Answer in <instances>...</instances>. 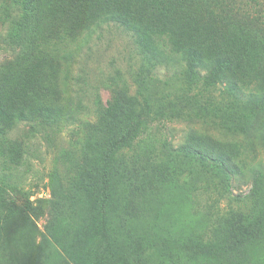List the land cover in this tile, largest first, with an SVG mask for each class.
I'll list each match as a JSON object with an SVG mask.
<instances>
[{
  "label": "rangeland",
  "instance_id": "rangeland-1",
  "mask_svg": "<svg viewBox=\"0 0 264 264\" xmlns=\"http://www.w3.org/2000/svg\"><path fill=\"white\" fill-rule=\"evenodd\" d=\"M239 1V11L246 16L244 27L256 32V38L237 29L234 35L244 39L250 59L260 63L264 61V0ZM21 13L14 0H0L2 85L30 60V43L37 35V14ZM60 49L55 83L59 93L44 113L56 123L42 124L40 117L36 120L41 124L23 119L8 138L0 140V264H77L75 253L88 245L94 230L82 198L87 197L85 191L68 184V174L75 173L67 163L89 160L90 148L83 142L106 141L96 129L123 142L131 125L140 120H146L147 133L135 139L129 153L119 154L111 180L118 206L111 213L122 231L133 233V246L113 250L107 233L99 231L88 258H77L80 263L130 264L141 255L146 264H167L165 254L171 252L179 254L174 255V264H225V258L235 264H264V194L256 207L240 200L253 188L252 175L264 166V107L254 104L253 113V104L236 106L235 98L226 93H211L197 84L190 89L191 80L171 62L152 68L149 51L114 22L99 24ZM112 88L118 97L116 115L106 112ZM128 90L130 95L143 92L149 102L145 105L140 98V103H129ZM198 131L229 141L260 134L252 172L244 175L229 169L227 178L217 166L183 161L178 150L196 140ZM149 134L157 140L154 146ZM213 153L207 150L208 155ZM148 156L166 169L154 181ZM60 188L78 199L66 202ZM28 197L31 208L26 205ZM38 199L48 202L40 204ZM64 218L69 219L65 227Z\"/></svg>",
  "mask_w": 264,
  "mask_h": 264
},
{
  "label": "trees",
  "instance_id": "trees-1",
  "mask_svg": "<svg viewBox=\"0 0 264 264\" xmlns=\"http://www.w3.org/2000/svg\"><path fill=\"white\" fill-rule=\"evenodd\" d=\"M14 1L17 9L22 11L21 14L36 13L39 26L35 39L30 43L28 52L30 60L20 66L13 75L7 77L10 82L0 84L2 97L0 140L8 138L9 131L23 119H28L30 123H39L41 121L36 119L40 117L44 121L42 124L52 126L56 123L44 113H48L50 101L59 93L55 83L58 75L56 63L58 65L61 58L60 48L76 41L95 26L109 22H114L130 31L146 52L149 51L150 56L147 60L152 68H157L158 63L166 62L177 66L181 74L191 80L190 89L197 84L196 86H201V89L211 93L215 91L226 93L225 95L235 98L236 106L241 102L253 104V113L256 108L254 104L260 103L259 106L264 107V61L255 63L256 61L250 59L248 48L244 47L246 45L244 39H237L234 35V30L237 29L241 30L243 36L256 38V32L252 33L244 27L246 16L239 11L242 9L239 0ZM260 25H263L262 21ZM165 58L166 61L163 60ZM114 88H112L113 98L106 108V112L111 115H116L118 111V97L116 95L114 97L116 93ZM127 97L129 103H140V98L142 102L144 100L145 105L148 101L141 91L136 95H130L128 90ZM191 99L194 97L192 96ZM248 127L250 128V125ZM97 128L101 127L97 126ZM148 128L146 120L134 122L123 142L113 141L111 134L102 132V128L96 129L106 141L83 142L82 146L87 144L90 148L88 153L90 156L87 157L89 160L77 164L67 163L68 170L75 173V175L68 174V184L75 186V189L85 191L84 196L87 197L82 198L88 204L93 219L92 221L87 215L91 221L90 229L94 230V233L89 235L88 245H84L80 252L75 253L73 259H76L77 264H81L79 259L88 258L96 242V233L99 231L107 233L113 250L133 246V233L130 234L127 229L122 231L118 226L119 222L111 213L118 207L111 180L114 177V169L118 168L120 163V155L129 153L135 145V139L141 137L142 133H147ZM151 139L154 146L157 140L152 137ZM258 139H260L258 133L249 139L242 140L238 137L237 140L229 141L208 132L198 131L196 140H189L187 144L191 145L186 144L178 151L183 153L181 154L183 161L217 166L228 178L229 169L244 175L252 172L255 166L253 162L258 159L256 147ZM170 147L174 148L171 144ZM208 149L214 153L208 155ZM151 150L155 151V149ZM150 157L148 156L151 164L149 175L154 181V178H161L166 169L162 163L151 162ZM135 158L136 156L133 157ZM11 160L14 158L11 157ZM121 160L125 162V156H122ZM55 176L56 169L51 174V178L54 180ZM252 176L251 192L246 198L239 199L244 200L246 204L252 202L256 207L264 194V166ZM6 192L7 189H4L3 193ZM60 195L64 196L68 203H73L79 197L75 195L72 197L62 188ZM113 198L114 201L110 205V199ZM44 202L48 200L38 199V203L44 204ZM114 203L116 207L113 206ZM26 205L27 208H31L29 197ZM94 213H100L99 217L93 216ZM247 219L254 221L249 216ZM54 222L58 225L55 220ZM68 222L69 219L64 218L62 226L65 227ZM90 229L88 228L89 233ZM165 255L168 257L167 264H174V255L179 254L170 252ZM224 260H226L225 264L236 263L232 261L234 259ZM130 264H146V260L140 255L131 259Z\"/></svg>",
  "mask_w": 264,
  "mask_h": 264
}]
</instances>
